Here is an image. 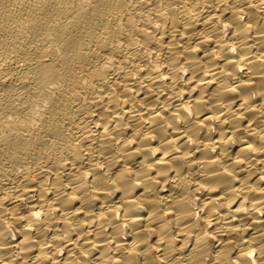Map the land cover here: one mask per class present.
<instances>
[{
	"label": "bare ground",
	"instance_id": "obj_1",
	"mask_svg": "<svg viewBox=\"0 0 264 264\" xmlns=\"http://www.w3.org/2000/svg\"><path fill=\"white\" fill-rule=\"evenodd\" d=\"M0 264H264V0H0Z\"/></svg>",
	"mask_w": 264,
	"mask_h": 264
}]
</instances>
